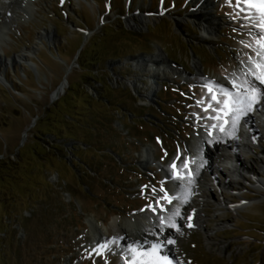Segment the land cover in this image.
Instances as JSON below:
<instances>
[{
  "label": "rangeland",
  "instance_id": "374dc122",
  "mask_svg": "<svg viewBox=\"0 0 264 264\" xmlns=\"http://www.w3.org/2000/svg\"><path fill=\"white\" fill-rule=\"evenodd\" d=\"M35 2L31 16L13 8L20 17L0 40V264H123L119 250H93L91 221L109 226L118 215L170 205L160 173L139 164L144 149L166 169L182 155L178 166L187 172L196 131L220 126L227 107L223 95L193 77L195 57L207 77L237 79L241 64L262 58L264 12L215 0L210 11L220 25L208 44L198 21L186 19L189 0ZM137 10L152 19L139 29L127 23ZM160 48L186 76L168 73L154 87L150 73L131 61ZM26 52L28 59H19ZM151 88L157 91L147 99ZM263 147L261 141L255 150ZM245 158L253 163L256 154ZM213 170L218 179L235 176ZM206 174L208 190L196 197L206 229L179 237L184 263L264 264V187L221 191L210 169ZM216 196L252 204L237 210Z\"/></svg>",
  "mask_w": 264,
  "mask_h": 264
},
{
  "label": "bare ground",
  "instance_id": "6f19581e",
  "mask_svg": "<svg viewBox=\"0 0 264 264\" xmlns=\"http://www.w3.org/2000/svg\"><path fill=\"white\" fill-rule=\"evenodd\" d=\"M8 1L2 0L0 3V14L4 11L3 7L10 5L9 7L12 8L8 9L10 11L9 14H4L6 15L5 20L0 23V40L5 39V32L10 28L9 24L12 22L11 19L16 16L20 17L14 10L15 8L31 16L34 7H37L35 4L36 0ZM13 1L14 3H12ZM244 1L264 8V0ZM189 2L193 3V11L187 13L186 19L198 21L202 32V39L210 44V41L216 35L215 31L217 27L220 25L210 11V6L213 5L215 0H189ZM151 20L147 13L137 10L134 15L127 18V23L129 26L139 29ZM177 22L180 24V21ZM0 43L2 42L0 41ZM261 44L260 56L262 58L256 59L251 63L245 62L241 64V72L237 73V79L226 82H222L217 78L207 77L204 71H202L200 60L195 57L194 64L197 74L193 75V77L203 81L206 85H210L213 89L224 91L229 95L230 99L224 112L228 115V122L220 126L215 124L217 127L206 125L209 128L198 132L196 131V142L194 145L196 152V156L194 157L195 167H184L187 169V172L178 166L179 162H181V156L178 164H171L175 165V169H172V166L166 169L154 159L152 148L145 147L143 158L139 161V164L143 169H150L151 165H158L164 176L170 180L172 189L179 191L181 197L175 198L170 187H168L169 193L171 194L170 205L168 207L164 206L160 212L156 210L154 213H142L139 214V217H131L125 220H122L121 216L118 215L112 219L109 226L106 223L101 225L91 221L92 242L90 241L91 243H89L92 244L93 250L98 251L99 249L105 248L110 249L111 252L119 250L118 252L125 254L128 259V262H124L123 264H185L183 257L179 253V241H181L179 237L181 238L186 230L197 227L206 229V225L203 223V216L205 215L200 210L201 203H198L199 201L197 202L196 197H204L203 194L208 190V187H206L208 184L204 183L208 169H210L212 177L217 182V186L221 191L223 188L240 191L241 189L238 187H244L245 183L256 185L255 187L257 188L264 187V147L258 152L253 150L255 144L258 145L261 141H264V43ZM260 56L257 57L259 58ZM18 57L25 61L28 59L29 53H22ZM6 60L4 59V61ZM13 60L16 61V59ZM1 62L2 59L0 57ZM131 63L137 69L150 73V77L153 79L151 83L154 84V87H156L155 84L158 81L166 78L168 73L180 77L186 76L184 71L182 72L179 66H176L177 64L165 56L161 48L159 52L153 55L138 57L131 61ZM2 74L0 70V75ZM131 85L136 88L134 81H131ZM65 87V84L59 87L58 91L54 94V99H57L63 93ZM156 91V89L151 88L146 98L150 99V96L152 94L154 95ZM240 114L243 115V124L237 122L238 115ZM207 122L209 123V121ZM222 147H226L235 152L234 163L231 162L227 170L229 173L239 177V181H235L230 177H225L224 180L222 178L218 179L216 172L214 170L212 171V168L215 170L221 169L220 166L216 168V165L211 159L220 155L219 150ZM240 147L251 149L256 154L253 163L238 153ZM219 157L222 156L220 155ZM205 159L209 162L208 166L203 165V161H206ZM227 160H229V157H224L223 162L228 163ZM172 171L176 175L183 173L184 180L174 178L171 174ZM250 176L255 182L251 181ZM215 199L219 205H235V209L237 210L244 209L252 204L247 199L237 203H228V198L226 197H222L223 200H220L216 196ZM110 232H113V234L110 235ZM212 240V236H207V241L211 244ZM225 247L223 244L220 246V249L224 251Z\"/></svg>",
  "mask_w": 264,
  "mask_h": 264
},
{
  "label": "water",
  "instance_id": "95a60500",
  "mask_svg": "<svg viewBox=\"0 0 264 264\" xmlns=\"http://www.w3.org/2000/svg\"><path fill=\"white\" fill-rule=\"evenodd\" d=\"M133 58H134V57H129V58H128V60H131V59H133ZM63 82H65V79H64V81H63Z\"/></svg>",
  "mask_w": 264,
  "mask_h": 264
}]
</instances>
